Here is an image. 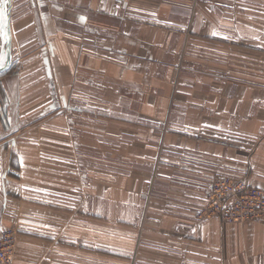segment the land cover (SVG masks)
Masks as SVG:
<instances>
[{
	"label": "crops",
	"instance_id": "crops-1",
	"mask_svg": "<svg viewBox=\"0 0 264 264\" xmlns=\"http://www.w3.org/2000/svg\"><path fill=\"white\" fill-rule=\"evenodd\" d=\"M30 9L16 17L20 50L47 51L48 79H65L73 110L117 111L112 129L103 118L95 134L129 141L112 149L129 170L111 178L112 213L85 229L96 242L44 246L25 232L15 263L264 264V215L197 218L213 176L264 190V0H30ZM205 61L219 67L200 69ZM8 172L0 160V189ZM8 213L1 223L17 216Z\"/></svg>",
	"mask_w": 264,
	"mask_h": 264
},
{
	"label": "rangeland",
	"instance_id": "rangeland-1",
	"mask_svg": "<svg viewBox=\"0 0 264 264\" xmlns=\"http://www.w3.org/2000/svg\"><path fill=\"white\" fill-rule=\"evenodd\" d=\"M21 7H25L26 13L31 11L30 0H0V12L4 16L0 21V153L3 156L0 160L9 166V171L15 170L8 172V187L0 189V220L6 210L9 216L12 211L17 214L6 217L8 222L0 221V228L13 229L17 242L28 233L32 239L22 236L25 240L37 239L44 246L57 241L76 247L66 242L71 237L74 241L96 242L97 238L90 237L85 229H98L92 219L100 218L97 213L102 209L103 213H112L111 178L113 173L125 174L129 170V157L124 158V164L116 163L120 159H113L112 149H128L130 144L124 143L123 137L116 143L111 135L95 134L103 118L105 128L114 126L111 120L116 110L111 106L105 110L72 109L79 102L75 97L66 98L65 88H59L58 82L63 85L65 79H56L55 84L48 79L55 62L49 61L47 51L42 54V50L34 51L32 47L20 50L21 41L15 29ZM10 17L11 31L6 30ZM170 32L171 40L176 38V31ZM56 65L60 67L63 63ZM210 65L219 67L217 63L205 61L199 68L205 70ZM160 80L165 81L166 77ZM201 82L208 85V80ZM66 99L70 108L64 106ZM40 104V108H35ZM80 122L86 127L81 128ZM101 150L105 155L99 153ZM219 177L229 176H213L210 184ZM97 196L103 199L92 198ZM99 200L105 206L97 207L95 203ZM105 219L108 221L105 228L110 230L112 218ZM33 232H53L57 236L38 239ZM104 240L111 242L112 235L108 234ZM16 247L15 242L14 264Z\"/></svg>",
	"mask_w": 264,
	"mask_h": 264
},
{
	"label": "built area",
	"instance_id": "built-area-1",
	"mask_svg": "<svg viewBox=\"0 0 264 264\" xmlns=\"http://www.w3.org/2000/svg\"><path fill=\"white\" fill-rule=\"evenodd\" d=\"M206 204L197 218L216 216L223 221L246 222L264 215V190L247 180L219 177L210 184ZM16 232L0 228V264H14Z\"/></svg>",
	"mask_w": 264,
	"mask_h": 264
},
{
	"label": "water",
	"instance_id": "water-1",
	"mask_svg": "<svg viewBox=\"0 0 264 264\" xmlns=\"http://www.w3.org/2000/svg\"><path fill=\"white\" fill-rule=\"evenodd\" d=\"M6 30H9V25H8L7 21H6ZM7 33H8V31H7Z\"/></svg>",
	"mask_w": 264,
	"mask_h": 264
}]
</instances>
